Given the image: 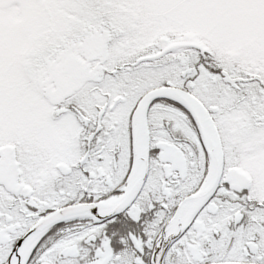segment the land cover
<instances>
[{
    "label": "snow or ice",
    "instance_id": "obj_1",
    "mask_svg": "<svg viewBox=\"0 0 264 264\" xmlns=\"http://www.w3.org/2000/svg\"><path fill=\"white\" fill-rule=\"evenodd\" d=\"M0 264H264V0H0Z\"/></svg>",
    "mask_w": 264,
    "mask_h": 264
}]
</instances>
